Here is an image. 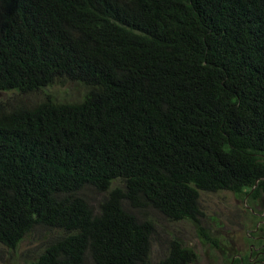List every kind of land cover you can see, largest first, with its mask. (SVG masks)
Instances as JSON below:
<instances>
[{
  "label": "trees",
  "instance_id": "1",
  "mask_svg": "<svg viewBox=\"0 0 264 264\" xmlns=\"http://www.w3.org/2000/svg\"><path fill=\"white\" fill-rule=\"evenodd\" d=\"M59 79L83 98L0 102V245L39 228L33 264H147V207L199 231V192L264 204V0H0V91Z\"/></svg>",
  "mask_w": 264,
  "mask_h": 264
},
{
  "label": "rangeland",
  "instance_id": "2",
  "mask_svg": "<svg viewBox=\"0 0 264 264\" xmlns=\"http://www.w3.org/2000/svg\"><path fill=\"white\" fill-rule=\"evenodd\" d=\"M84 91L79 84L59 79L34 95L0 91V102L19 99L27 107L44 99L79 102ZM111 185L121 187L122 183L114 180ZM84 196L94 208L102 197L89 189L84 190ZM258 201L251 202L242 194L229 191L199 192V231L187 220L169 221L147 207L144 216L154 227L149 237L147 264H159L166 256L171 240L193 253L192 261L186 264H231L230 261L237 258L242 264H264V204ZM122 205L128 209L124 203ZM130 212L140 216V213ZM56 235L55 231L35 228L14 249L0 245V264H33L42 247ZM84 264H90L89 260Z\"/></svg>",
  "mask_w": 264,
  "mask_h": 264
}]
</instances>
